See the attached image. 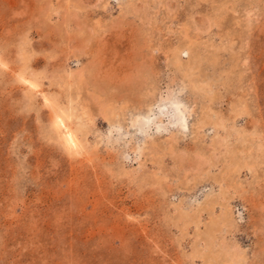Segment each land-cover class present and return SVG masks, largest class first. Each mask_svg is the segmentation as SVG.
<instances>
[{
	"label": "rangeland",
	"instance_id": "374dc122",
	"mask_svg": "<svg viewBox=\"0 0 264 264\" xmlns=\"http://www.w3.org/2000/svg\"><path fill=\"white\" fill-rule=\"evenodd\" d=\"M0 264H264V0H0Z\"/></svg>",
	"mask_w": 264,
	"mask_h": 264
},
{
	"label": "bare ground",
	"instance_id": "6f19581e",
	"mask_svg": "<svg viewBox=\"0 0 264 264\" xmlns=\"http://www.w3.org/2000/svg\"><path fill=\"white\" fill-rule=\"evenodd\" d=\"M168 101H169L168 103L171 107L170 113L172 116L175 117V123L179 124V126H181V127H185L187 117L185 114V110H183L182 103L180 101L173 100V99H170ZM55 117H56L55 118L56 124L58 125V127L62 128L64 133H65L66 142L74 151L78 152L79 145H78V141H77V137H76L75 133L66 125L67 122L65 123V120L63 119V117L60 114H57Z\"/></svg>",
	"mask_w": 264,
	"mask_h": 264
}]
</instances>
